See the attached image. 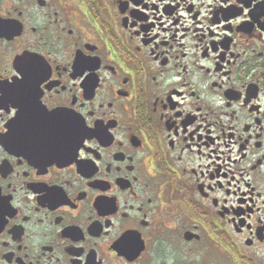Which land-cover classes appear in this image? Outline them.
Returning <instances> with one entry per match:
<instances>
[{
    "label": "flooded vegetation",
    "instance_id": "flooded-vegetation-1",
    "mask_svg": "<svg viewBox=\"0 0 264 264\" xmlns=\"http://www.w3.org/2000/svg\"><path fill=\"white\" fill-rule=\"evenodd\" d=\"M0 264H264V0H0Z\"/></svg>",
    "mask_w": 264,
    "mask_h": 264
}]
</instances>
